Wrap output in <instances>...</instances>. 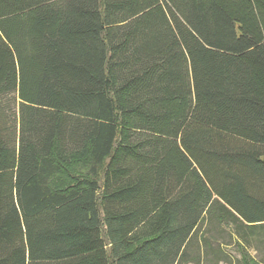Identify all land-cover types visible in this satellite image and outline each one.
I'll return each instance as SVG.
<instances>
[{"label": "trees", "instance_id": "trees-1", "mask_svg": "<svg viewBox=\"0 0 264 264\" xmlns=\"http://www.w3.org/2000/svg\"><path fill=\"white\" fill-rule=\"evenodd\" d=\"M227 232L264 246V0H0V264H219Z\"/></svg>", "mask_w": 264, "mask_h": 264}, {"label": "rangeland", "instance_id": "rangeland-1", "mask_svg": "<svg viewBox=\"0 0 264 264\" xmlns=\"http://www.w3.org/2000/svg\"><path fill=\"white\" fill-rule=\"evenodd\" d=\"M88 166L87 163L82 164H72L71 166L66 167L62 174H59L54 177L53 184L54 186H61L62 183H72L73 179H79L87 176ZM207 229V222L205 221L201 225V232L204 233ZM223 238H220L221 241L225 243H231L230 245H223L219 247V244H215L214 247L218 250L223 251L229 260L227 262H220L219 264H264V246L261 244H255L254 247L247 250L243 249L236 242L235 238H230L229 232L223 233ZM204 253V251H203ZM207 260L201 264H207ZM194 264V263H190Z\"/></svg>", "mask_w": 264, "mask_h": 264}]
</instances>
